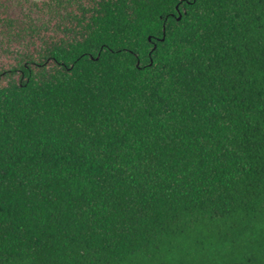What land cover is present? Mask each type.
I'll use <instances>...</instances> for the list:
<instances>
[{
    "label": "trees",
    "instance_id": "trees-1",
    "mask_svg": "<svg viewBox=\"0 0 264 264\" xmlns=\"http://www.w3.org/2000/svg\"><path fill=\"white\" fill-rule=\"evenodd\" d=\"M0 264H264V0H0Z\"/></svg>",
    "mask_w": 264,
    "mask_h": 264
}]
</instances>
